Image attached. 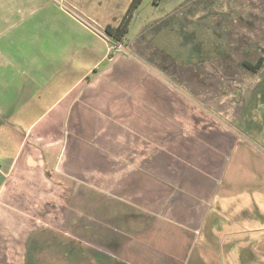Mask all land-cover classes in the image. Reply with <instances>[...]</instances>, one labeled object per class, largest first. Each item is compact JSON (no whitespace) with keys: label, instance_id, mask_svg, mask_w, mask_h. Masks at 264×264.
<instances>
[{"label":"rangeland","instance_id":"1","mask_svg":"<svg viewBox=\"0 0 264 264\" xmlns=\"http://www.w3.org/2000/svg\"><path fill=\"white\" fill-rule=\"evenodd\" d=\"M63 2L105 28L131 0ZM125 36L108 41L114 62L88 73L96 58L77 42L61 67L69 83L88 73L52 143L70 173L35 168L31 144L20 149L0 264H264V0H142ZM259 57L258 73L241 64Z\"/></svg>","mask_w":264,"mask_h":264},{"label":"crops","instance_id":"2","mask_svg":"<svg viewBox=\"0 0 264 264\" xmlns=\"http://www.w3.org/2000/svg\"><path fill=\"white\" fill-rule=\"evenodd\" d=\"M12 1H0V207L7 204L13 182L12 175L18 163V153L21 148L26 147L27 143L31 144L29 158L36 161L35 168H42L45 164L56 171L57 167L62 166L64 169L61 170L64 174L70 173V165L68 166L67 162L60 163L59 155L56 154L58 150L55 151L52 144L56 142L60 134L58 131L60 121L64 113L69 112L70 99L74 97L73 93L84 82L88 73L96 69L105 59L114 62L110 55L108 40L60 4L55 2L58 6L50 5L49 1L53 0H19L21 4L12 5ZM60 1L64 4L63 0ZM44 10L45 17H39L38 14ZM52 10L55 16H50ZM53 18L63 21L64 24V28L60 29V35L64 41V55L59 61L53 51L58 38V28L55 27ZM96 25L100 28L99 24ZM100 29L104 30V28ZM85 38L90 40V43H86ZM76 43L81 47L88 46L87 54H94L96 60L89 72L84 74L85 76L82 75L78 80L69 83L64 70L60 69L67 60L71 61L72 57L76 56ZM118 55L137 63L133 57L125 53H118ZM146 74L150 75L147 72ZM103 75L101 73L100 79ZM56 77L60 78L54 86H51L50 81ZM72 78L74 77L71 76ZM60 85L66 86L62 95L45 108L43 102L47 98L44 95L51 94L54 88ZM114 88L119 90L118 98L124 101L125 88L120 86ZM133 92L137 90L132 88L129 93ZM34 112H37L35 116L27 119V115ZM13 127L22 134L13 133ZM13 142L18 144L16 150L12 149ZM39 151L44 153H37ZM12 153L15 154L12 155ZM41 174L44 176L42 177ZM48 175L43 172L39 174V177L41 181L46 180L50 185L57 184ZM23 177L24 175L19 173L17 181H22ZM101 203V199L91 200L87 205L98 209ZM88 213L91 214L92 210L89 209ZM2 215L0 210V218Z\"/></svg>","mask_w":264,"mask_h":264},{"label":"trees","instance_id":"3","mask_svg":"<svg viewBox=\"0 0 264 264\" xmlns=\"http://www.w3.org/2000/svg\"><path fill=\"white\" fill-rule=\"evenodd\" d=\"M142 0H131L125 14L119 20L116 26H106L104 28L108 36L117 44L123 43L125 35L128 33L129 25L133 17V12L139 6ZM262 58H259L255 63L245 62L244 66L247 70L256 72L262 66Z\"/></svg>","mask_w":264,"mask_h":264},{"label":"water","instance_id":"4","mask_svg":"<svg viewBox=\"0 0 264 264\" xmlns=\"http://www.w3.org/2000/svg\"><path fill=\"white\" fill-rule=\"evenodd\" d=\"M54 2L60 4L62 7H64L65 9H67L71 14H73L77 19H79L81 22H83L85 25H87L89 28H91L93 31H95L96 33H98L99 35H101L103 38H105L106 40L112 42V43H116L112 40V38L110 36L107 35V33L105 31L100 30L98 27H96L93 23H91L90 21H88L87 19H85L84 17H82L81 15H79L78 13H76L75 11H73L72 9H70L69 7L65 6L63 3H61L60 0H53ZM120 52H123L131 57L134 58V55L132 53H130L129 50H127L124 46H119ZM135 59V58H134Z\"/></svg>","mask_w":264,"mask_h":264},{"label":"flooded vegetation","instance_id":"5","mask_svg":"<svg viewBox=\"0 0 264 264\" xmlns=\"http://www.w3.org/2000/svg\"><path fill=\"white\" fill-rule=\"evenodd\" d=\"M104 31H105V30H104ZM201 44H202V43H201ZM259 58H262V57H259ZM259 58H258V59H259ZM245 62H249V61H246V60L242 61L241 64H242V66H243L244 68H245V66H244V63H245ZM250 63H251V62H250ZM261 67H262V66H261ZM245 70L248 71V72H252V71L247 70L246 68H245ZM259 71H261V68H259L256 72H252V73H258Z\"/></svg>","mask_w":264,"mask_h":264}]
</instances>
